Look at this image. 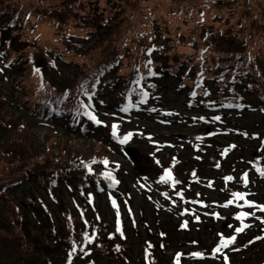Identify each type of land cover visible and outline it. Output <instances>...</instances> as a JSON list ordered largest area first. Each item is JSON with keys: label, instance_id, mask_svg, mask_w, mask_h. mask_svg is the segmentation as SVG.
Returning a JSON list of instances; mask_svg holds the SVG:
<instances>
[{"label": "trees", "instance_id": "1", "mask_svg": "<svg viewBox=\"0 0 264 264\" xmlns=\"http://www.w3.org/2000/svg\"><path fill=\"white\" fill-rule=\"evenodd\" d=\"M6 1L9 2L0 0V18L8 16L6 20L0 19V45L10 59L13 83L19 94L8 96L0 90V264H63L69 252L73 255L70 264H99L96 260H88L86 250L93 252L101 246L107 248L104 251L108 255L106 264H124L125 257L117 252V248L101 243L98 238L95 242L84 239V233H99L100 225L104 223L86 220L82 211L75 210L65 201L63 194V186H68L71 194L73 189L84 190L85 184L89 183L88 178L96 182L97 175L86 174L85 164L93 170L96 163L92 161L100 162L101 155L109 154L105 145L104 153L87 156L90 158L87 162L70 147V132L82 134L89 125L87 118L74 116L83 110L79 107L80 101L89 102L81 85H87L86 91L94 94L101 90V84L102 89L103 86L111 91L119 89V107L126 97H131L137 106L139 99L135 100L134 94L139 90L133 81L143 77L139 86L147 84L144 80L149 76L146 65L151 60L150 67L155 73L151 76L156 77L178 76L183 66H187L181 84L186 85L190 76V93L195 92L191 97L193 101L231 109L235 114L259 106L264 113V46H260L258 56L250 50L255 37L264 43V0H65L56 5L50 0ZM153 2L156 6L151 4ZM32 4H35L32 9L24 8ZM225 5L231 8L227 13L229 17L234 11L238 12V20L232 26L223 23L224 30L213 29L209 25L210 18L217 15L212 13ZM14 12L25 24L29 23L31 14L51 21L55 37L63 39L62 48H55L73 62L71 75L63 74L56 63L52 64L48 59L52 51L55 56L62 53L57 55L58 52L47 44L33 50L18 39L20 29L15 33L9 25ZM168 17H178L194 29L186 34L179 31L177 25L171 28ZM21 23L20 20L19 28ZM36 25L32 22L29 29L36 30ZM66 26L81 28L86 36L96 34V39L84 52H80L76 34ZM175 42L194 48V55L190 54L181 61L180 57L175 59L176 53L169 52ZM94 46L102 47L100 54L80 64L81 56L88 51L93 52ZM30 56H42L47 66L51 64L55 73H59L57 77L71 79L67 84L72 81L73 84L66 88L52 83L43 84V72L38 80L40 92L21 85L22 78L30 74ZM55 56L52 53L50 59L55 60ZM125 57L132 59L128 63L125 61L127 69L122 63ZM203 59L208 65H204ZM190 68H195L192 75L189 74ZM208 81L213 82L214 93L209 90ZM10 106L23 107L31 114H42L53 121L61 118L62 134L59 137L57 129L53 128L47 133L48 143L37 146L22 137L25 133L33 138L34 132L21 117L8 115L7 107ZM55 147L57 154L53 152ZM184 157V160L176 158L171 163L169 156L154 157L149 173L154 176L158 171L170 168L175 174L174 180H183L195 173L198 166L188 156ZM208 160L209 163L217 161L214 157ZM226 170L232 169L222 167L224 176L228 173ZM165 183L168 190L165 193L171 196V181ZM16 190L19 192L15 195ZM187 190H179L182 200L186 199Z\"/></svg>", "mask_w": 264, "mask_h": 264}, {"label": "rangeland", "instance_id": "2", "mask_svg": "<svg viewBox=\"0 0 264 264\" xmlns=\"http://www.w3.org/2000/svg\"><path fill=\"white\" fill-rule=\"evenodd\" d=\"M6 3L9 1L4 0ZM17 1V0H16ZM26 0H18V2H24ZM54 5L65 0H50ZM69 1V0H68ZM155 1V0H153ZM36 4V3H35ZM35 4L31 6H26L24 8L32 9ZM52 4V5H53ZM153 6L156 4L151 3ZM240 10V7H237ZM229 5L215 10L212 15H217L215 18H210L211 22L209 25L213 29L224 30L226 23L227 26H232L238 20L239 14L234 11L233 15L229 17L227 14L230 11ZM29 11V10H24ZM76 11V9L74 10ZM78 11V10H77ZM221 17V18H220ZM47 18H37L35 15H30V21L26 24L19 33V37L24 39L28 48H33V50H39L44 47L45 44L50 47L62 48L63 39L61 37H55V31L53 30V25L51 21H47ZM168 24L171 28L177 25L179 31L183 33H189L191 29H194L184 23L180 18L168 17ZM35 22L37 25L36 30L28 29L29 25ZM66 28L71 29V31L76 34L78 38L77 41L81 45L80 52H84L92 43L90 36H86L85 30L74 27L66 26ZM75 29V30H74ZM198 30V29H197ZM73 34V35H74ZM37 35V38L36 36ZM88 41H86V39ZM95 35L93 40H95ZM263 41L259 37H255V43L250 46V50L253 51L256 56L260 52V46L263 48ZM102 47L97 48L94 46L93 52L86 51L84 55L81 56L80 64L87 63V59L93 60L101 52ZM60 51V50H59ZM169 52H175L176 56L180 57V61L190 54L194 55V48L187 44L181 43L173 44V49L170 48ZM41 58L38 56L35 60ZM130 58L132 56L130 55ZM130 58L125 57L122 61L123 68L127 69L126 62H131ZM65 63L58 62V67L66 75L72 72V67L69 59L66 57L62 58ZM163 59V58H161ZM188 59V58H187ZM164 60V59H163ZM126 61V62H125ZM90 64V63H89ZM88 64V65H89ZM43 72L45 73V80L48 83L57 84L56 86L61 87L68 85L71 79L57 77L59 73H55L54 68L51 65H43ZM3 68V69H2ZM12 70L9 67H4L0 59V90L6 93L8 96L18 95V91L15 90L12 82ZM36 76H31L30 74L23 77L20 84L25 85L28 89H32L38 92L35 87ZM152 86H159V92L161 93L158 99L157 106L160 108L157 116L147 115V113H136L131 117L122 116L114 110L112 105H114L117 99L114 96V92L106 90L103 94V100L105 106L100 107V113L104 119V122L109 125V123H118V129L120 133H125L130 131L132 133L133 139L131 146L139 147L142 151L147 150L151 152V147L149 145H154L155 141H159L161 146L156 147L159 155L165 153H173L177 149H184L181 152L180 157L196 155L205 157V151L201 149L206 147L208 149H213L214 146L208 143V140L202 139L200 142H193L188 136L190 134L201 133L206 134L208 132L204 123L200 121H194L190 118V110L187 109V93L186 90H179L177 87V78L168 76L165 79L153 78L149 81ZM189 83V82H188ZM65 84V85H64ZM212 82H209V88L212 89ZM153 104L152 101H150ZM155 105V104H154ZM8 115L13 117H21L26 121L33 130V138L30 135L23 134L24 138L30 142L35 143L37 146H43L47 142L46 133L49 126H47V121L40 120L33 116L30 112L26 111L23 107H7ZM105 113H111L115 116H109ZM203 113V115H209L208 112H198ZM226 128L229 131L223 134H218L219 139H224V143L235 145L233 149L225 153V150L219 152L216 151L221 158L223 167L233 168L232 181L225 184L224 179L218 171V169L211 168L209 166L199 164V175L195 179L194 183H191V188L187 190L188 195L186 197L185 207L179 208L177 203L181 198L179 189H181L185 184L180 187H176L178 184H173V188L169 189L173 193L171 198H168L166 194L167 189L158 190L154 186L156 179H152L148 182L144 178L137 177V173L133 166L124 157L121 156L120 151H118L119 142L111 145L115 151L113 155H101V157L111 163L112 166L115 164L117 166L122 165V170L119 166L118 178L120 179V184L118 188L112 192L118 199V208L113 207L110 203L109 197L105 194H101V197L97 199V209L96 213L99 212L101 218L107 223L109 230L113 229V219H115L117 212L120 215L122 225L124 226L123 233H126L125 248L127 256L130 261L135 264H141L142 259V247L146 240L155 243L154 257L157 260L153 264H171L173 255L180 250L183 255L181 257V264H224L225 260L222 255H211L210 247H212L217 241H219L218 233L230 234L236 233L235 227L240 226V221L235 220V216L240 211L255 212V216H250L244 223L250 225V227L245 228L241 235H237L239 241L234 247H231L225 251L224 255H228L231 264H248L249 262H260L264 261V223H261V219H264V213L256 211L255 209H247L243 207H237L236 204L229 205L228 207H223L229 199H233L229 196L230 189L242 188L243 192L249 194L246 199L252 201L256 204L264 205V176H256L257 172L251 169L250 160L253 157H258L261 161H264V116L259 108H255L253 111H246L237 116H227L223 117L220 123L212 125V128ZM105 130L99 129L95 133H88L89 138L75 137L73 143L71 142L72 149L77 150V152L82 156H89L93 153L101 154L105 152L104 142H107V138L102 139L100 143L96 142L97 138L101 139L106 137ZM129 133V132H127ZM138 133L141 138L136 135ZM131 136V137H132ZM185 136V137H184ZM151 137L152 141L147 142L148 138ZM96 138L95 140H93ZM48 143V142H47ZM259 143V144H258ZM226 145V146H228ZM197 146V147H196ZM229 148V147H227ZM56 150V149H54ZM225 154V156H222ZM230 157L238 158L231 159ZM230 158V159H229ZM112 160H115L114 163ZM233 163V164H230ZM148 165L147 160L142 159L140 161V168L142 171L144 167ZM262 166V165H261ZM264 169V166H263ZM232 171V170H231ZM228 171V172H231ZM247 174V185L244 188V181L241 179L244 174ZM240 175H242L240 177ZM139 180L141 183H139ZM185 181V180H184ZM166 192V193H165ZM169 192V193H170ZM15 195L18 194L16 190ZM66 200L71 201L70 195L65 194ZM86 208L87 215L93 213L94 205L87 201L84 204ZM214 214H219L216 218ZM259 217L260 219H257ZM231 226V227H230ZM164 235V237H159V235ZM257 237H261L257 239ZM250 239V240H248ZM242 240V241H240ZM163 244L164 249H160V244ZM239 247V248H238ZM199 252L202 254V258L195 257L193 253ZM100 257L99 264H106L108 260L105 261L106 255L98 254Z\"/></svg>", "mask_w": 264, "mask_h": 264}, {"label": "snow or ice", "instance_id": "3", "mask_svg": "<svg viewBox=\"0 0 264 264\" xmlns=\"http://www.w3.org/2000/svg\"><path fill=\"white\" fill-rule=\"evenodd\" d=\"M152 61L149 60L147 61V65L146 67L148 68V75H155V73L152 71L150 65H151ZM35 71L38 73L40 71L39 68L35 69ZM143 77H137L133 83L137 84V86L140 85V81ZM149 87H151V85H149ZM87 89V85H81V90L83 92V94L87 95V99L89 101V103H85L84 101H80L79 103V107L81 109H83V114L85 116L88 117L89 120H91L92 122L96 123V124H100L101 121L97 118V116L94 114L93 110H92V105H91V101L93 98L94 93H88L86 91ZM208 93H205V95H207ZM140 95H141V99L139 101V103H145L146 102V98L148 97V92L144 91L143 89L140 90ZM193 96H195V92L192 93ZM128 107H131V104L128 105ZM227 107H232V105H227ZM128 108H122L121 111H127ZM216 120H219L220 117L216 116L214 117ZM201 119H203L201 117ZM112 128V135L113 137L117 138L119 140V142L121 144L125 143L128 141L129 137L132 135L131 133H128L127 135H125L123 137V139H120L117 135V129H118V125L116 124H112L111 125ZM231 147H235V145H232ZM227 150H225L226 152ZM93 164L97 163L96 160L92 161ZM102 163L105 165V167H107L108 165V161L104 160L102 161ZM85 167L89 169V172H91V166L88 164H85ZM256 171L261 175L264 176V169H260L257 168ZM105 178L109 179L112 181V184H116L118 183V181L111 175V173L106 172L105 174ZM193 175H195V173H193ZM233 179V177L228 176L225 177L226 181H231ZM241 179L244 181L245 186L247 185V174L245 173L244 176L241 177ZM160 180L163 182H168V181H172L173 184L178 183V181H175L172 173L170 170L165 169L164 174L160 177ZM249 195L247 193L244 192H232L231 196L233 199H229L224 205H222L223 207H228L229 205H232L234 202H239V201H243V205L237 204V207H243V208H247V209H255L256 211L262 212L264 213V205L261 204H256L252 201H249L248 199H246V196ZM181 198L183 199V196L181 195ZM113 207H116V201L113 200L112 201ZM217 215L218 214H214ZM250 216H255V212H249V211H240L234 218L237 221H240V226L235 228V232L236 233H240L242 232L245 228L250 227V225L245 224L244 221L249 218ZM257 219H260L259 217H257ZM261 223H264V219H261ZM231 227V226H230ZM116 231L117 232H121V227H120V221H119V213L117 212V227H116ZM122 234V233H121ZM219 236V241L217 243V245L212 249L213 253H219L221 252V249L224 248H228L230 245H233L235 240H236V236L235 235H230L229 237H225L222 233H218ZM261 237H257V239H260ZM84 239L88 242H91L92 237H89L88 233H84ZM73 251H75V244H73ZM193 255L195 257L198 258H202V254L199 252L193 253ZM179 257L180 254H177V264H179ZM225 261L227 262V257H225Z\"/></svg>", "mask_w": 264, "mask_h": 264}, {"label": "water", "instance_id": "4", "mask_svg": "<svg viewBox=\"0 0 264 264\" xmlns=\"http://www.w3.org/2000/svg\"><path fill=\"white\" fill-rule=\"evenodd\" d=\"M124 152L132 161H136V159L139 155L138 151L134 148L124 149Z\"/></svg>", "mask_w": 264, "mask_h": 264}]
</instances>
